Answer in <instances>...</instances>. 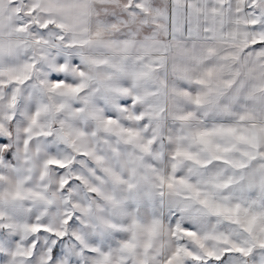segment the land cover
I'll return each mask as SVG.
<instances>
[{
    "label": "snow or ice",
    "instance_id": "6c2138e0",
    "mask_svg": "<svg viewBox=\"0 0 264 264\" xmlns=\"http://www.w3.org/2000/svg\"><path fill=\"white\" fill-rule=\"evenodd\" d=\"M0 264H264V0H0Z\"/></svg>",
    "mask_w": 264,
    "mask_h": 264
}]
</instances>
